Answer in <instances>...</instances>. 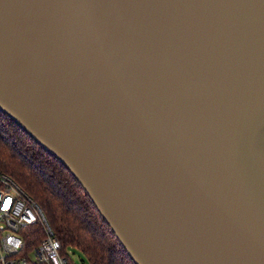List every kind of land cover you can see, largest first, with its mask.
<instances>
[{
    "label": "water",
    "instance_id": "95a60500",
    "mask_svg": "<svg viewBox=\"0 0 264 264\" xmlns=\"http://www.w3.org/2000/svg\"><path fill=\"white\" fill-rule=\"evenodd\" d=\"M0 111L134 264H264V0H0Z\"/></svg>",
    "mask_w": 264,
    "mask_h": 264
},
{
    "label": "trees",
    "instance_id": "16d2710c",
    "mask_svg": "<svg viewBox=\"0 0 264 264\" xmlns=\"http://www.w3.org/2000/svg\"><path fill=\"white\" fill-rule=\"evenodd\" d=\"M0 172L39 205L69 264L67 247L80 251L89 264H134L74 176L1 111ZM29 233L27 242L37 243L39 226Z\"/></svg>",
    "mask_w": 264,
    "mask_h": 264
},
{
    "label": "built area",
    "instance_id": "2783aa9c",
    "mask_svg": "<svg viewBox=\"0 0 264 264\" xmlns=\"http://www.w3.org/2000/svg\"><path fill=\"white\" fill-rule=\"evenodd\" d=\"M41 237L30 245V228ZM0 264H69L39 205L0 172Z\"/></svg>",
    "mask_w": 264,
    "mask_h": 264
},
{
    "label": "rangeland",
    "instance_id": "374dc122",
    "mask_svg": "<svg viewBox=\"0 0 264 264\" xmlns=\"http://www.w3.org/2000/svg\"><path fill=\"white\" fill-rule=\"evenodd\" d=\"M66 252L73 264H89L80 251L73 247H67Z\"/></svg>",
    "mask_w": 264,
    "mask_h": 264
}]
</instances>
